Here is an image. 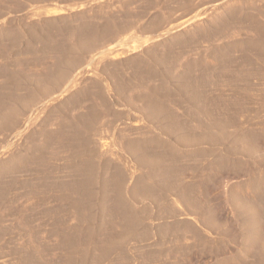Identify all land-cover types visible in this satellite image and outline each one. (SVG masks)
I'll list each match as a JSON object with an SVG mask.
<instances>
[{
	"label": "rangeland",
	"instance_id": "1",
	"mask_svg": "<svg viewBox=\"0 0 264 264\" xmlns=\"http://www.w3.org/2000/svg\"><path fill=\"white\" fill-rule=\"evenodd\" d=\"M0 264H264V0H0Z\"/></svg>",
	"mask_w": 264,
	"mask_h": 264
},
{
	"label": "bare ground",
	"instance_id": "2",
	"mask_svg": "<svg viewBox=\"0 0 264 264\" xmlns=\"http://www.w3.org/2000/svg\"><path fill=\"white\" fill-rule=\"evenodd\" d=\"M256 55V54H255ZM258 56V55H257ZM251 58V57H250ZM261 58V57H260ZM256 62V61H255ZM230 64V63H229ZM228 65V64H227ZM226 65V66H227ZM231 65V64H230ZM254 65V64H253ZM243 66V65H242ZM258 68V67H257ZM234 70V69H233ZM248 70V69H247ZM225 71V70H224ZM244 72V71H243ZM254 72V71H253ZM246 73V72H245ZM247 74V73H246ZM252 76V75H251ZM232 77V76H231ZM227 78V77H226ZM250 79V78H249ZM241 80V79H240ZM238 85V84H237ZM244 87V86H243ZM234 88V87H233Z\"/></svg>",
	"mask_w": 264,
	"mask_h": 264
}]
</instances>
